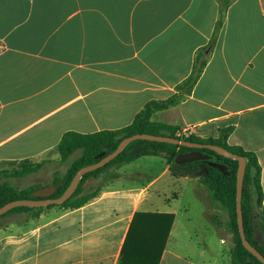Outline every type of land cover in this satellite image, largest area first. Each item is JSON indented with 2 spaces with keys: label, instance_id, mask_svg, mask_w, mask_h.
<instances>
[{
  "label": "crops",
  "instance_id": "0c3cea01",
  "mask_svg": "<svg viewBox=\"0 0 264 264\" xmlns=\"http://www.w3.org/2000/svg\"><path fill=\"white\" fill-rule=\"evenodd\" d=\"M220 4L0 0V171L24 160L61 161L57 147L66 133L123 129L147 103L177 94L197 54L213 39ZM206 53L192 94L155 112L152 121L201 139H217L232 128L228 145L256 155L264 191V0H232ZM158 158L164 163L156 166ZM141 160L147 164L134 165ZM190 179L173 174L164 158L145 156L108 169L92 184L88 180L86 187L101 190L80 208L3 214L0 264H122L127 239L129 263L142 257L144 250L136 246L144 240V248L148 238L138 223L129 241L139 213L175 216L159 264H217L218 259L205 260L211 249L195 255L176 234L179 182ZM31 186L53 185L15 187Z\"/></svg>",
  "mask_w": 264,
  "mask_h": 264
},
{
  "label": "trees",
  "instance_id": "16d2710c",
  "mask_svg": "<svg viewBox=\"0 0 264 264\" xmlns=\"http://www.w3.org/2000/svg\"><path fill=\"white\" fill-rule=\"evenodd\" d=\"M219 1L221 3L220 16L215 27L213 39L209 46L203 48L197 54L192 73L184 82L176 87L177 94L164 101H151L147 103L144 109L136 115L133 123L123 129L117 131H103L94 134L68 132L62 137L57 147L60 160L66 162L78 151H80V155L72 161L67 172L63 176H59L58 173H55L52 185L57 187V190L51 198H60L81 169L98 163L100 160L113 153L124 139L135 135L149 134L166 136L197 144L217 145L246 160L242 200L244 229L247 240L264 256V191L261 184L262 168L256 155L245 151L241 147H231L228 145L227 140L233 131L232 128L222 130L217 139H201L194 135L190 137H179L177 135L179 132L177 126L152 121V116L155 112L177 106L186 96L191 95L194 87L201 78L209 57V53H206V51L212 49L214 46L224 23L225 12L232 0ZM191 153L198 154L199 158L190 161L177 160L178 156L189 155ZM145 156H159L164 158L168 164L171 165L172 172L175 175L197 178L209 191L213 204L216 207L226 210L228 215L227 229L232 234L233 241V247L230 252L231 264H262L244 247L239 233L236 211L239 162L222 157L209 149H194L180 145L144 140L133 141L118 157L106 166L85 174L78 184L73 196L68 201L60 205H51L46 208L57 206L68 209L84 206L90 200L97 197L101 190L98 186L83 188V184L87 180L97 178L100 174L112 167L129 164ZM221 167H224V171L221 170ZM41 168L42 163L35 164L30 160H24L14 164L11 170L0 171V208L13 201L35 200L32 194L39 186L18 189L12 186L8 182V179L16 177L22 178L38 172ZM43 209L44 207H18L10 210L4 215L20 210L32 211ZM174 220L175 216L172 214H137L133 220L128 238L130 241L132 234H134V228H136L138 223H141V227L143 231L147 232L148 238L144 248V240H141L136 248L137 250H144V254L141 258L135 256L134 261L128 263V260H126V249L129 245L127 239L123 249L122 264H159ZM153 235L155 237L154 241Z\"/></svg>",
  "mask_w": 264,
  "mask_h": 264
},
{
  "label": "rangeland",
  "instance_id": "374dc122",
  "mask_svg": "<svg viewBox=\"0 0 264 264\" xmlns=\"http://www.w3.org/2000/svg\"><path fill=\"white\" fill-rule=\"evenodd\" d=\"M79 155L80 151L66 162L53 160L49 164H46V162L35 163H42L43 169L41 168L42 171H40L41 169L39 170L40 173H36L30 179L9 178L8 182L14 187L17 185L27 186L35 182L51 183L53 182L55 173L63 176L72 161ZM158 159L156 161L162 162L156 163V166L164 163V160ZM146 164V160H141L134 165ZM89 184H92V179ZM179 184L177 199L175 200L176 206L174 208L178 212L176 234L179 235L180 242H182L184 247L193 249L195 255L206 247L211 249L205 255V260L207 261L218 259L217 264H231L230 252L233 247V241L232 234L227 229L228 215L226 210L224 208L216 209L212 200L207 198L209 191L197 178L179 182ZM211 212L213 214L212 219ZM224 238L226 239L223 245L221 244V239Z\"/></svg>",
  "mask_w": 264,
  "mask_h": 264
},
{
  "label": "water",
  "instance_id": "95a60500",
  "mask_svg": "<svg viewBox=\"0 0 264 264\" xmlns=\"http://www.w3.org/2000/svg\"><path fill=\"white\" fill-rule=\"evenodd\" d=\"M136 140H144L149 142H157V143H167V144H173V145H180L188 148H194V149H209L217 153L218 155L225 157L227 159L236 160L239 162V169L237 174V196H236V211H237V218H238V227H239V233L242 240V244L244 247L253 255L255 256L262 264H264V256L247 240L245 229H244V220H243V209H242V200H243V186H244V177L246 172V160L245 158L233 154L229 150L217 146V145H205V144H197L192 143L185 140H179L172 137H166V136H155V135H149V134H141V135H135L129 138L124 139L118 146V148L111 153L110 155L106 156L102 160H100L98 163L85 167L79 171V173L76 175V177L73 179L65 193L60 197L53 199L51 198L56 190L57 187L50 186L44 189H39L33 192L32 196L35 198V200H18L13 201L2 208H0V216L3 214H6L12 209L18 208V207H27V208H41V207H48L51 205H60L68 201L74 194L78 184L80 183L83 176L87 173L96 171L104 166H106L108 163H110L112 160H114L116 157L119 156V154L133 141ZM199 155L196 153H191L189 155H183L178 156V161H190L194 159H198ZM221 170L224 171V167H221ZM88 184V180L83 184V188H85Z\"/></svg>",
  "mask_w": 264,
  "mask_h": 264
},
{
  "label": "built area",
  "instance_id": "2783aa9c",
  "mask_svg": "<svg viewBox=\"0 0 264 264\" xmlns=\"http://www.w3.org/2000/svg\"><path fill=\"white\" fill-rule=\"evenodd\" d=\"M177 135L179 137H190V136L194 135V133L192 131H190V130H188V131H179L177 133Z\"/></svg>",
  "mask_w": 264,
  "mask_h": 264
}]
</instances>
